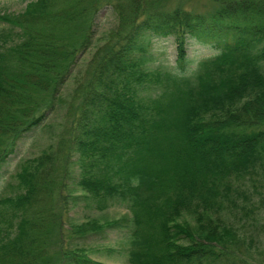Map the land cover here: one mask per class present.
<instances>
[{
  "label": "trees",
  "instance_id": "1",
  "mask_svg": "<svg viewBox=\"0 0 264 264\" xmlns=\"http://www.w3.org/2000/svg\"><path fill=\"white\" fill-rule=\"evenodd\" d=\"M119 1L33 0L0 13V172L56 109L79 53L93 44L100 9L122 19L132 1L138 12L136 0ZM217 2L209 16H135L103 52L63 164L61 150L49 148L16 174V193L0 199V264H102L76 243L50 261L69 205L125 207L128 264H249L236 256L245 239L228 217L253 214L264 177V0ZM169 38L175 60L161 77L151 69L152 41ZM188 39L215 53L192 79ZM119 227L81 225L77 237Z\"/></svg>",
  "mask_w": 264,
  "mask_h": 264
},
{
  "label": "rangeland",
  "instance_id": "2",
  "mask_svg": "<svg viewBox=\"0 0 264 264\" xmlns=\"http://www.w3.org/2000/svg\"><path fill=\"white\" fill-rule=\"evenodd\" d=\"M29 1L33 0H0V13H19ZM107 1L118 2L119 0ZM120 1L127 5L131 0ZM134 3L138 4V12L132 11L135 6L130 8L133 4L131 1L129 7L126 6L127 10L122 19L113 17L110 6L100 9L97 26L94 28L93 44L89 49L79 53L71 77L57 95L59 102L56 104V109L49 113L41 127L26 134L16 143L13 154L1 170L0 199L13 196L16 193L15 185L18 182L16 174L28 164V161L37 158L49 148L53 147L56 151L58 148L61 150L60 163L63 164L72 124L82 101V92L90 81L96 63L103 52L116 44L118 39L127 33L133 17L140 16L143 18L149 12H172L177 9L192 14L209 16L219 6L217 0H136ZM6 27V24L0 22V30ZM186 48L190 60L188 76L192 79L198 72L200 64L214 56L215 53L208 47L195 44L189 39L186 42ZM152 50L155 55V62L151 65V69L155 71L154 74L163 77L165 73H171L175 60L173 39H153ZM260 185H258V192L252 200L253 214L244 216L238 209V211L234 210L232 215L228 217L234 227L237 228L238 235L245 239L244 246L242 245L238 249L236 256L241 257L249 264H264V177ZM237 198V204L242 206L243 199ZM56 204V211L61 214V200H56ZM67 208V212L61 216L60 227L57 229L58 233L52 239L49 247L50 261L55 262L54 257H59L62 246L68 247L69 244L76 243L85 250L90 259L96 262L128 264L125 240L129 235L130 213L125 207L110 206L101 211L84 208L83 205L80 207L69 205ZM113 221L119 222L121 227L104 228L101 233H88L82 239L77 237L79 235L77 232L79 228L77 229V227L81 225H85L86 228L93 224L105 227ZM251 240L253 244L249 245Z\"/></svg>",
  "mask_w": 264,
  "mask_h": 264
}]
</instances>
